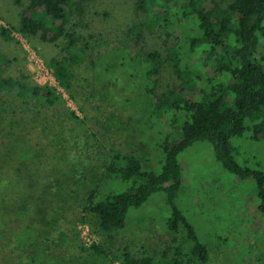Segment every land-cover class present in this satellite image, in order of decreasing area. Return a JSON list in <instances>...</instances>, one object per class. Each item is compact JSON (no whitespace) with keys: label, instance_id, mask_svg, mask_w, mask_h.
<instances>
[{"label":"trees","instance_id":"trees-1","mask_svg":"<svg viewBox=\"0 0 264 264\" xmlns=\"http://www.w3.org/2000/svg\"><path fill=\"white\" fill-rule=\"evenodd\" d=\"M15 1L21 6L20 24L1 26L0 35L11 39L18 30L40 40L62 41L49 60L58 86L2 75L5 57L0 52V109L13 112L26 107L29 96L54 108L64 100L59 89L75 97L74 67H93L111 53H122L137 73L134 76L141 78L136 91L146 109V151L143 156L136 150L109 153L94 186L81 200L82 220L92 215L102 233L113 234L126 227L132 209L160 194L166 228L180 233L183 226L189 243L187 248L175 245L160 256L148 249L141 256L127 249L115 255L100 244H93L91 253L119 264H207L208 245L177 202L186 175L181 155L199 142L212 145L215 160L224 170L255 183L258 209L264 216V170L242 165L233 152L237 138L264 142V0H136L138 21L130 36L105 53L87 39L88 25L74 20L75 12L84 13L87 0ZM148 34L160 40L163 49L149 50ZM167 65L174 68L178 82L159 92ZM71 116L77 117L73 111ZM47 179L39 174L37 183L42 185ZM105 183L111 188H104ZM29 188L19 168L11 164L0 168L1 227L8 225L3 209L22 202ZM17 208L22 216V205ZM24 223L21 219L20 225L3 228L0 264L60 263V256L46 254L47 245H27L25 238L16 235ZM252 264H264V251Z\"/></svg>","mask_w":264,"mask_h":264},{"label":"rangeland","instance_id":"rangeland-1","mask_svg":"<svg viewBox=\"0 0 264 264\" xmlns=\"http://www.w3.org/2000/svg\"><path fill=\"white\" fill-rule=\"evenodd\" d=\"M135 2L87 0L84 13L75 12L74 20L88 25L85 34L91 44L100 46L97 51L112 52L130 36L138 21ZM20 14L21 6L15 0H0V27H18ZM147 41L149 50L163 49V43L150 34ZM61 44L18 30L11 39L0 35L6 70L2 75L57 87L49 60ZM164 70L166 82L159 92L178 82L172 66ZM73 72L74 98L59 89L64 100L54 108L29 96L26 107L13 112L0 109V168L6 164L19 168L31 186L22 202L3 207L2 217L8 225L0 226V236H5L3 228L10 230V225H20L23 219L25 223L18 226L16 235L25 238L27 245H47L48 256L62 259L57 264H119L91 253L93 244L111 254L127 249L136 256H141L143 249L160 256L175 245L187 248L183 226L180 233L166 228L164 196L160 194L132 209L126 227L119 232L102 233L92 215L82 220L81 200L94 186L109 153L136 150L144 155L147 118L143 98L136 91L141 78L134 76L137 73L122 53H111L93 67H74ZM72 111L77 117L71 116ZM233 146L239 163L264 170L263 141L245 136L234 139ZM181 160L186 175L177 202L208 245L207 264H252L264 251V216L258 209L255 183L224 170L208 142L196 143L183 152ZM39 174L48 177L46 183H37ZM110 186L105 183L104 188Z\"/></svg>","mask_w":264,"mask_h":264}]
</instances>
